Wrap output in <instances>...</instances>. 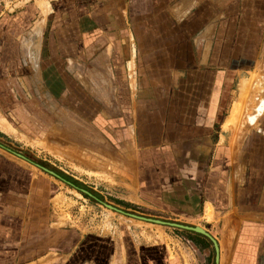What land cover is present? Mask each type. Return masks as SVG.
Returning <instances> with one entry per match:
<instances>
[{"label":"crops","instance_id":"crops-1","mask_svg":"<svg viewBox=\"0 0 264 264\" xmlns=\"http://www.w3.org/2000/svg\"><path fill=\"white\" fill-rule=\"evenodd\" d=\"M263 41L264 0H0V264H213L194 233L166 262L61 224L62 188L151 202L218 264H264Z\"/></svg>","mask_w":264,"mask_h":264},{"label":"rangeland","instance_id":"rangeland-1","mask_svg":"<svg viewBox=\"0 0 264 264\" xmlns=\"http://www.w3.org/2000/svg\"><path fill=\"white\" fill-rule=\"evenodd\" d=\"M261 57L262 60L260 64L264 66V41L262 43ZM2 94L3 90L0 89V95ZM23 95H32V93L27 92ZM39 95H45V93L42 92V94ZM2 97L3 96H0V101H2ZM3 108L4 107H0V111ZM8 108H10V106H8ZM6 112L7 111L1 112L0 114L2 115V113ZM25 117L26 119L20 121V119H17V115H15V120L8 119L7 122L13 128L17 129V132H24L26 136L36 135L37 138L43 139L42 135L45 131H48V128L45 126L46 128L38 129L39 126L36 128L33 125L34 123L37 124V122H30L27 119V115H25ZM58 171L61 172L60 170ZM96 190L99 191L98 187ZM59 192V199L56 201L53 200L52 203L53 207L55 208V213L57 214L61 224L73 226V228H79V230L84 232H96L99 234H106L108 236H111L110 231L117 227L123 231L125 236L127 235V237H129V240L132 242L133 246H137L139 256H141L142 253L152 252L156 259V255H159L160 257L162 253L161 247L163 246L164 258L160 259L165 260L166 262L167 257L172 254L174 255V252L176 253L175 260L178 258H181L182 260H189L187 256H190V252H193L191 248L192 245L190 240L187 238L188 235L186 231L135 220L116 211L110 210L91 198L79 193L76 194L72 191H67L64 188L59 190ZM100 196L105 198V200H102L101 203L111 206L124 213L168 223L196 226L194 224H189V221L186 218H181L169 213V209L162 210L159 208L158 210L154 204H151V202H145V204L136 202L134 205H131L122 201H116L110 197L111 195L108 196L102 194ZM252 219H255L256 223L264 220V218H250V220ZM214 225L217 228V232H215V229H213L212 233H214V235L219 238V235H221L220 223H215ZM153 234L155 237L152 236ZM212 255L213 253H211L209 256L211 257ZM184 264H187V262L184 261Z\"/></svg>","mask_w":264,"mask_h":264},{"label":"water","instance_id":"water-1","mask_svg":"<svg viewBox=\"0 0 264 264\" xmlns=\"http://www.w3.org/2000/svg\"><path fill=\"white\" fill-rule=\"evenodd\" d=\"M1 147V146H0ZM3 148V147H1ZM4 149V148H3ZM7 150L9 153L13 154L14 156L20 158V159H23V160H26L24 158V156H22L21 154H18V153H15L9 149H5ZM36 167H38L39 169L45 171L46 173L58 178L59 180L63 181L61 178H59L57 175H55L53 172L39 166V165H35ZM65 182V181H63ZM67 183V182H65ZM68 184V183H67ZM80 192H82L83 194H85L86 196L88 197H91L93 198L88 192H86L85 190H82V189H78ZM100 204H102L104 207L110 209V210H113V211H116L122 215H125V216H128L130 218H133L135 220H140V221H143V222H149V223H153V224H159V225H163V226H168V227H172V228H176V229H179V230H183V231H186V232H190V233H194V234H199L203 237H205L206 239H208L212 245V248H213V251H214V258H213V264H218V250H217V242L214 240V238H212L210 236V234L206 231H204L203 229L199 228V227H196V226H186V225H181V224H176V223H168V222H163V221H159V220H154V219H150V218H144V217H140V216H136V215H133V214H128V213H124L120 210H117L111 206H108V205H105L103 203L100 202Z\"/></svg>","mask_w":264,"mask_h":264},{"label":"trees","instance_id":"trees-1","mask_svg":"<svg viewBox=\"0 0 264 264\" xmlns=\"http://www.w3.org/2000/svg\"><path fill=\"white\" fill-rule=\"evenodd\" d=\"M31 161H33V162H35V163H37V164H40V165L44 166L42 163H40V162H38V161H36V160H33V159H32ZM54 173H56L58 176H60L61 178H63V179L66 180L65 176H64L63 174H61L60 172L54 170ZM189 237H192V238H195V239H196V238H200V235L189 234ZM197 240H198V239H197Z\"/></svg>","mask_w":264,"mask_h":264},{"label":"bare ground","instance_id":"bare-ground-1","mask_svg":"<svg viewBox=\"0 0 264 264\" xmlns=\"http://www.w3.org/2000/svg\"><path fill=\"white\" fill-rule=\"evenodd\" d=\"M217 250H218V245H217Z\"/></svg>","mask_w":264,"mask_h":264}]
</instances>
